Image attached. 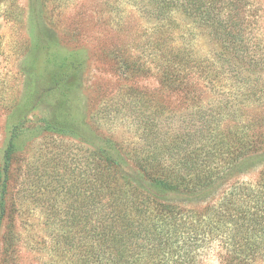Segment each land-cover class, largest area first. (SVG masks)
Returning <instances> with one entry per match:
<instances>
[{"label": "rangeland", "instance_id": "obj_1", "mask_svg": "<svg viewBox=\"0 0 264 264\" xmlns=\"http://www.w3.org/2000/svg\"><path fill=\"white\" fill-rule=\"evenodd\" d=\"M1 207L0 264H264V0H0Z\"/></svg>", "mask_w": 264, "mask_h": 264}, {"label": "trees", "instance_id": "obj_2", "mask_svg": "<svg viewBox=\"0 0 264 264\" xmlns=\"http://www.w3.org/2000/svg\"><path fill=\"white\" fill-rule=\"evenodd\" d=\"M67 71L66 74L68 76L66 77H69V76H72L71 72L73 71V66L71 65H67ZM60 94V93H59ZM63 95L66 96V92H63L61 93ZM109 153H111L112 155H117L118 153L115 152L114 148H110L107 150ZM110 157V155H109ZM109 157L108 160H111ZM7 164V163H6ZM184 189H182V187H180L178 184H175L173 182H170V181H165V180H161V179H156V180H153L152 181V188H151V191H153V193H150V194H154V198L155 199H161L162 197L164 196H168V194H180V192H183ZM187 190V189H186ZM193 192L194 190L197 191L199 189H191ZM189 191V190H188ZM194 191V192H195ZM226 203V202H225ZM224 203V204H225ZM227 204V203H226ZM225 204V207H228L227 205ZM226 210H229V209H226ZM5 213V209L3 207H1V215H0V229H1V222H2V219H3V214ZM250 216L252 217H256L257 219L259 218V216L257 214H251ZM257 219H254L253 220V223L254 224H257L256 222L254 221H257Z\"/></svg>", "mask_w": 264, "mask_h": 264}]
</instances>
